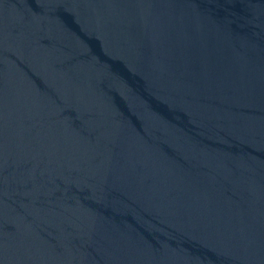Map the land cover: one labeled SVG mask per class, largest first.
<instances>
[{"label": "water", "instance_id": "1", "mask_svg": "<svg viewBox=\"0 0 264 264\" xmlns=\"http://www.w3.org/2000/svg\"><path fill=\"white\" fill-rule=\"evenodd\" d=\"M0 264H264V0H0Z\"/></svg>", "mask_w": 264, "mask_h": 264}]
</instances>
